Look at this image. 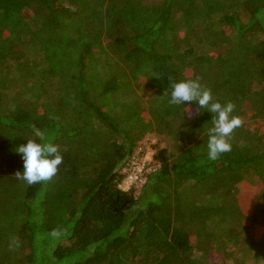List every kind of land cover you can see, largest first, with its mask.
<instances>
[{
    "label": "trees",
    "instance_id": "1",
    "mask_svg": "<svg viewBox=\"0 0 264 264\" xmlns=\"http://www.w3.org/2000/svg\"><path fill=\"white\" fill-rule=\"evenodd\" d=\"M196 77L244 121L216 161L163 96ZM147 134L174 147L123 193ZM29 139L48 183L15 177ZM0 264H264V0H0Z\"/></svg>",
    "mask_w": 264,
    "mask_h": 264
},
{
    "label": "clouds",
    "instance_id": "2",
    "mask_svg": "<svg viewBox=\"0 0 264 264\" xmlns=\"http://www.w3.org/2000/svg\"><path fill=\"white\" fill-rule=\"evenodd\" d=\"M170 90H166L163 96H170L169 104L184 105L195 103L200 110L212 114L211 127L208 128L207 157L210 161H216L224 153L232 150L231 140L233 133L243 126V118L234 115L236 105L228 101L224 104L215 100L211 89L203 86L200 78L181 80L175 82L169 78ZM189 113V109H188ZM22 156L23 172L17 171L15 177L26 181L28 185L48 183L57 175L59 166L63 163V155L60 146L52 142L38 143L29 139L15 150ZM59 228L50 233L53 237L61 235ZM13 244L19 246L18 238H14Z\"/></svg>",
    "mask_w": 264,
    "mask_h": 264
},
{
    "label": "built area",
    "instance_id": "3",
    "mask_svg": "<svg viewBox=\"0 0 264 264\" xmlns=\"http://www.w3.org/2000/svg\"><path fill=\"white\" fill-rule=\"evenodd\" d=\"M149 164L144 149L135 152L122 170L123 177L118 182L117 189L123 193L140 189L145 183L147 174L154 171Z\"/></svg>",
    "mask_w": 264,
    "mask_h": 264
},
{
    "label": "rangeland",
    "instance_id": "4",
    "mask_svg": "<svg viewBox=\"0 0 264 264\" xmlns=\"http://www.w3.org/2000/svg\"><path fill=\"white\" fill-rule=\"evenodd\" d=\"M113 109H115V111H116V107ZM144 116L146 117V115H144ZM155 146H156V148H168L170 150V147L171 148L174 147V143L172 140H169V139L167 140L165 138L163 139V141L159 142L158 138L154 134H147L142 139V141L139 142L138 147L135 150V152H137L139 149H144L145 156L150 162V161H152L153 155H154L155 150H156Z\"/></svg>",
    "mask_w": 264,
    "mask_h": 264
}]
</instances>
